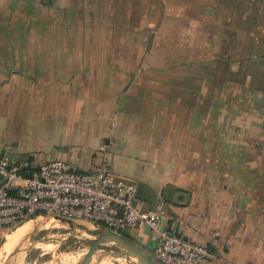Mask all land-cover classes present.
<instances>
[{"label":"crops","instance_id":"1","mask_svg":"<svg viewBox=\"0 0 264 264\" xmlns=\"http://www.w3.org/2000/svg\"><path fill=\"white\" fill-rule=\"evenodd\" d=\"M79 114L104 124L55 150ZM5 153L104 156L140 208L213 250L207 264H264V0H0ZM129 234L155 253L147 225Z\"/></svg>","mask_w":264,"mask_h":264},{"label":"built area","instance_id":"2","mask_svg":"<svg viewBox=\"0 0 264 264\" xmlns=\"http://www.w3.org/2000/svg\"><path fill=\"white\" fill-rule=\"evenodd\" d=\"M0 176V240L16 224L55 215L98 223L116 233L145 224L156 234L154 255L162 264H207L216 257L207 244L161 226V208H140L136 185L115 178L105 166L81 170L61 158L34 164L5 153L0 155Z\"/></svg>","mask_w":264,"mask_h":264},{"label":"rangeland","instance_id":"3","mask_svg":"<svg viewBox=\"0 0 264 264\" xmlns=\"http://www.w3.org/2000/svg\"><path fill=\"white\" fill-rule=\"evenodd\" d=\"M16 69L18 70V68ZM181 72L182 71H177L176 74H182L183 72ZM184 74H187L186 70ZM176 80H181V87L186 86L187 89V82L177 78ZM23 103L24 100L21 99V106H27L23 105ZM89 120H93V116H90L88 114H79L77 118V124H75L77 125L78 130L74 127V123H71L70 117L68 120H62L61 124L57 125L59 128V135L53 137V134V136H50L49 138L51 142L55 140L58 141V148H56L55 150H69L72 147H77V131L79 134L77 138L80 139L78 146L82 147V139L86 140L87 136L85 135L89 134L91 128L97 125H102V123L104 124L102 120L96 121V123ZM88 126H90V128H88ZM49 127L50 130H56L55 125L50 124ZM84 132H86L87 134ZM102 145L104 146L103 143L98 145L95 148V151L104 152L105 147L104 149L99 148ZM175 150H177V148H175ZM184 161L186 162L187 166V158H184ZM71 164L77 169H86L88 166H90V168L105 166L109 170H112L108 158H105L104 156L103 158H96L94 154L92 158H77V160ZM166 165L169 166V164L167 163ZM79 223L100 231L105 229L93 222L81 221ZM30 224L31 223L16 224L15 226L9 228L2 236L0 240V246L3 244L4 241L9 240L15 247L17 230L21 231L23 238ZM131 229L133 228L117 233L129 236ZM12 232L13 234L7 236ZM18 245L19 243L17 244V246ZM151 257L157 264H162L155 258L154 254ZM9 258L11 260L12 256H10ZM8 259L1 264H7L9 262ZM19 264H136V262L130 256L125 254L122 250H120V248L116 247L111 243L95 241L93 239L85 237L84 235L73 233L59 223H53L48 226L42 227L32 235L29 245L24 253L23 259Z\"/></svg>","mask_w":264,"mask_h":264},{"label":"water","instance_id":"4","mask_svg":"<svg viewBox=\"0 0 264 264\" xmlns=\"http://www.w3.org/2000/svg\"><path fill=\"white\" fill-rule=\"evenodd\" d=\"M55 222L63 225L73 233L84 235L85 237L98 242L111 243L115 245L116 247L120 248V250H122L125 254L130 256L136 262V264H157L145 249L139 246L128 236L110 231L98 223L96 224L105 229L102 231L95 230L86 225L80 224L79 222L81 221L71 220L55 215H41L33 218L27 223L31 224L29 225L27 231L21 239V242L14 251L11 260H9L7 264H19L23 259L24 253L29 245L32 235L42 227L48 226Z\"/></svg>","mask_w":264,"mask_h":264},{"label":"bare ground","instance_id":"5","mask_svg":"<svg viewBox=\"0 0 264 264\" xmlns=\"http://www.w3.org/2000/svg\"><path fill=\"white\" fill-rule=\"evenodd\" d=\"M55 223H58V222H55ZM21 239H22L21 231L17 230L15 247L12 245L11 241L9 240H6L3 242V244L0 246V264L4 263L5 260H7L10 256H12L14 250L17 248V244L21 242ZM9 260L10 258L8 259V261Z\"/></svg>","mask_w":264,"mask_h":264},{"label":"trees","instance_id":"6","mask_svg":"<svg viewBox=\"0 0 264 264\" xmlns=\"http://www.w3.org/2000/svg\"><path fill=\"white\" fill-rule=\"evenodd\" d=\"M125 235V234H124Z\"/></svg>","mask_w":264,"mask_h":264}]
</instances>
